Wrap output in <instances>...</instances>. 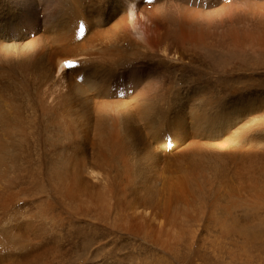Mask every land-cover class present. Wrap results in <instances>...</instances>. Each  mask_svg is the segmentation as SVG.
Listing matches in <instances>:
<instances>
[{"label": "bare ground", "instance_id": "6f19581e", "mask_svg": "<svg viewBox=\"0 0 264 264\" xmlns=\"http://www.w3.org/2000/svg\"><path fill=\"white\" fill-rule=\"evenodd\" d=\"M217 1L218 7L214 0H33L22 4V18L17 25L0 24V63L6 65V68L0 67V75L6 70L32 71L34 79H52L57 88L49 101L35 92L32 83L17 103L15 119L8 117V111L0 116V125L6 127L0 130V211L11 210L10 217L1 211L9 220L7 227L0 231V241L7 242V246L19 242L18 252L0 255V264H38L50 255L53 259L62 258L66 246L73 241V227L86 215L93 220L107 219L113 227L129 234L141 233L165 250L167 245L162 240L166 241L171 232L183 234L180 230L185 218L197 213V208H214L219 191L213 193L212 179H223L224 166L208 155L209 144L199 148V143L215 140L213 133L219 135L217 131L224 123H231L230 119L240 114L255 113L264 103L254 98L232 99L228 96L230 89L223 86L224 71L231 65L243 64L245 59L238 55L230 64L227 46L230 1L244 3L246 0ZM215 25L220 30L217 44L212 31ZM234 38L257 41L259 33L256 30L235 32ZM105 39L111 49L100 54L92 51L95 41ZM20 47L25 52L19 51L15 56L11 50ZM127 47L133 49L128 52ZM215 49H218L216 53ZM116 50L121 54H116ZM257 62L262 66V60ZM123 63L124 68L120 67ZM223 93L225 96L219 97ZM22 104L25 107L21 113ZM166 105L172 108L175 105L167 113L182 117L183 126L189 120V134L197 142L191 146L187 142L191 149L186 155L171 157L173 162L168 164L175 165L177 161L175 173L164 166L160 175L143 180L137 169H130L128 154L137 142L149 140L151 131L160 122L163 125ZM35 109L43 122L46 116L56 130L71 137L73 146L66 147L68 151L76 146L85 148L86 131L93 134L102 149L92 153L91 162L96 163L93 169L97 173L92 172L86 183L82 184L76 177L84 165V151H77L82 157L75 160L68 172L58 173V186L66 206H71L70 212L65 208L63 213L56 211L50 198L44 207L29 200V204L38 205L35 210L29 206L28 210L26 201H17L20 183L33 165L27 135L17 123L21 124L23 119L32 129L35 124L25 115ZM139 127H144L146 132L140 133ZM180 134L179 129L168 132L166 143L172 145L171 137L178 144ZM252 146L258 148L253 143ZM152 154L159 156L153 151ZM114 159L122 163V171ZM247 173L246 180L238 185H246L250 190L260 187L258 168H248ZM255 178L259 182L253 181ZM120 181L123 183L118 188L116 183ZM88 183L97 186L90 189ZM210 193L215 200L207 204ZM122 194H126L125 203L120 202ZM190 197L194 205H188ZM19 202L25 206H19ZM91 229L86 233L94 232L96 236L97 232ZM163 232L168 234L162 235ZM171 237L174 240V234L170 235V241ZM85 239L90 242L89 235Z\"/></svg>", "mask_w": 264, "mask_h": 264}, {"label": "rangeland", "instance_id": "374dc122", "mask_svg": "<svg viewBox=\"0 0 264 264\" xmlns=\"http://www.w3.org/2000/svg\"><path fill=\"white\" fill-rule=\"evenodd\" d=\"M25 1L29 3L33 0H0V24H7L4 27L17 25L18 21L22 18L20 16L22 11L20 10ZM153 1L156 2V0ZM214 1L215 6L218 7V1ZM227 2H229V0H227ZM230 3V38L227 45L230 64L231 61H235L238 55L239 57L245 56V59L244 62H242L243 60H237L243 63H240L239 66H230L229 64L230 67L222 74L225 77L223 79L225 85L223 84V86L230 89L228 96L232 99L239 98L242 100L245 98H254L264 101V0H246L244 3L230 1ZM252 30H256L259 33V39H256L257 41L250 40L248 42L234 38L235 32L240 34L241 32ZM212 31L215 44H217L220 39V30L215 25ZM92 45V51L98 54L105 49H111L107 45L106 39L95 41ZM124 45L126 47V44ZM131 48L127 47L126 50L130 52ZM217 50L218 49H215L214 52L216 53ZM19 51L25 52V48L20 47L15 49V51L11 50L15 56L19 55L17 53ZM41 51H43V48ZM115 52L118 55L121 54L119 50ZM88 53L90 52L88 51ZM257 60H262V66H258L259 62H257ZM123 65L126 64L123 63L120 67L124 68L125 66ZM0 67L6 68V65L0 63ZM214 75H217V73H214ZM32 83L35 92L39 95L43 94L49 101L56 93L57 88H55V83L52 79L41 78V81H39L37 78L34 79L32 77V71L24 72L21 69H15L13 71L6 70L0 75V105L2 106L0 109L1 112L2 110L4 112H0L1 117L8 111V117L13 120L15 119L14 112H16L17 103L22 100V97L25 95L26 91L29 90ZM224 93L227 95L226 92ZM224 93L219 94V97H224ZM241 102L242 101H240V103ZM261 106L262 107H259V110L255 113H249L247 115L240 114L238 118H231V123H224L221 129L217 131L219 135L213 133L215 140L201 141L199 143V148L209 144L210 153H208V155L224 166L223 179H212L211 188L213 193L215 190L219 191L218 197L216 198L217 203L213 209L209 210L207 208V210H209L208 214H206V209L197 208V213L191 214L187 219L185 218L183 220L184 222H182V226L184 227L183 229L181 228L182 231L180 230L183 234L179 233L178 235L176 232L177 235H175V233L171 232V234L169 233V236L165 238L166 241H164V239L162 240V243L167 245L165 250L141 233L140 235L129 234L119 227H113L107 219L104 220L99 218L93 220L90 215H86L80 220L78 225L75 224L76 227H73V241L66 246V254H64L62 258L57 259H53L52 255L44 257L38 264H61L62 262L63 264H113L114 261L116 264H264V187H262L264 186V103H262ZM24 107L25 105L22 104L21 113ZM171 108V105H166L164 116L166 121L163 125L160 122L158 126L161 125L159 127L156 126V132L151 131L149 140L147 138L145 142H137L128 154V165L130 169H137L139 176L142 177L143 180L146 178L150 179V176L153 178L160 175L164 166H168L170 172L175 173L174 167L177 165V161L175 165H170L168 163L173 162L172 158L174 157L178 158L181 154L186 155L191 149L190 144L197 142L189 134V120H187V123L183 126L182 117L167 113ZM29 109L31 110L30 107ZM172 109H175V105ZM25 116L32 121V123L34 122L35 128L33 127L31 129L30 126L29 128L27 122L23 119L22 123L24 126L21 125L22 123L17 124L20 125V131L22 127L27 135L28 153L30 155L29 158L33 161V165L29 166V173L25 175L23 182L20 183L17 201H26L24 204L27 209L29 210L30 208L31 210H35L38 206L35 207L36 202H38V204L41 203V206L44 207L47 199L50 198L54 201L52 204L56 211H61L63 213L65 208L70 212L71 206H66L64 197L62 196L64 194L58 186V173L60 171L68 172L72 164L75 163V160L78 159L79 156L82 157L78 152L84 151V165L80 167L76 177L82 184L86 183L87 180L91 179L92 172L97 173L93 169V165L96 163L91 162L93 160L92 153L94 150H99V152H101L102 149L96 143L93 134L86 131L85 148L79 145L80 147L76 146L74 147L75 149L73 148L71 151H68L66 147L70 145L73 146L71 137L56 130L46 116H43L45 121L43 122L36 109L32 114L29 115L26 113ZM35 119L37 121H34ZM7 121L9 125L10 120ZM8 125L7 127L9 128L10 126ZM181 127L182 129H180ZM4 128L6 127L0 125V130ZM174 129H179L181 133L178 137L179 143L174 144L176 141L169 137V140H172V145L170 146L166 143L168 140L166 139V134L170 131L172 132ZM139 131L140 133H144L146 129L144 127H139ZM49 132H51V134ZM251 141H253L252 143L257 145L258 148L252 146ZM187 142L190 146L187 145ZM144 143H149L151 148ZM163 144H165V146ZM31 147L35 149L30 150ZM165 148L167 151L164 150ZM152 151L153 153L159 154V156L153 157ZM178 151H180V155H178L179 153L176 154ZM143 156L148 157L142 158ZM114 160L122 171L124 169L122 163L117 159ZM256 160L257 162L255 164L247 165ZM127 167L125 166V168ZM248 168H258L261 176L260 187L253 190H250L246 185H243V187L238 185L240 182L246 180L247 174H249L247 173ZM111 174L115 175L116 173L112 172ZM166 175L168 176L167 178L170 177L168 174ZM166 175H164L165 178ZM253 181L259 182V178H255ZM93 183L97 182L93 181ZM121 183L123 182L120 181L116 183L118 188ZM91 186L97 185L88 183V188L91 189ZM237 186L239 187L236 188L234 192L233 189ZM261 187L263 190H261ZM260 191H263L261 192V195L263 194V199L260 196ZM213 193L207 195V204L215 200ZM125 195L126 194L121 195L120 202H126ZM27 199L28 201L31 199L35 201V205H33L34 202L33 204H29L30 201L27 202ZM188 200L190 201L188 205H194L191 197ZM19 203V206H25L22 202ZM1 211L0 215L1 213L4 215L6 213L7 215L5 216L9 215L10 217L11 210L9 213L8 211L5 212L4 209ZM3 214L0 216V218L3 219L2 222L0 219V231L7 227L9 220V217L6 219ZM91 228L97 232L96 236L94 232L89 231V233H86V230H92ZM110 229H112L111 235L108 234ZM166 234L163 232L162 235ZM173 234L174 240L171 237L172 241H170L169 237L170 235L173 236ZM86 235H89L90 242L88 239L84 240ZM91 236L93 237L92 242ZM2 244L0 245V250L2 252L0 253L1 256L9 255V253L11 254L13 251L14 253L18 252L19 242L15 241L11 244L8 243L9 247L7 246V242H2ZM68 251L69 253L67 255Z\"/></svg>", "mask_w": 264, "mask_h": 264}]
</instances>
